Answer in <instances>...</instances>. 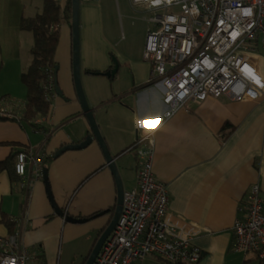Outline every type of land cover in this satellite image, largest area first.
Returning <instances> with one entry per match:
<instances>
[{"label": "crops", "instance_id": "crops-1", "mask_svg": "<svg viewBox=\"0 0 264 264\" xmlns=\"http://www.w3.org/2000/svg\"><path fill=\"white\" fill-rule=\"evenodd\" d=\"M66 2L60 0L62 8ZM41 10V0H0V162L14 151L29 156L22 177L12 181L6 171L0 172V238L18 230L27 264L37 260L54 264L60 245H71L87 235L92 249L116 201L114 178L94 140L84 149L53 158L62 147L78 144L91 134L74 90L67 24L59 28L54 56L61 96L53 92L49 97L46 117L22 118L27 91L20 76L30 65L34 40L30 32L20 29V22ZM103 23L99 2L80 0L81 83L115 158L124 191L135 187L140 163L129 148L150 132L137 121L156 117L145 119V127L154 129L150 138L153 172L167 189L168 213L186 223L192 245L202 253L196 264H261L254 253L232 250V227L253 185H258L264 201V90L257 100L209 98L164 119L163 89L150 81L151 66L143 59L144 35L137 53L131 47L120 52L107 38ZM257 55L253 64L264 82V51ZM112 58L118 70L107 77L104 73L113 68ZM48 158L51 161L45 165ZM43 169L51 198L64 217L55 214L48 199ZM4 214L13 224L12 234L1 222ZM67 218L85 221L73 223ZM75 257L73 252L71 259Z\"/></svg>", "mask_w": 264, "mask_h": 264}, {"label": "built area", "instance_id": "built-area-1", "mask_svg": "<svg viewBox=\"0 0 264 264\" xmlns=\"http://www.w3.org/2000/svg\"><path fill=\"white\" fill-rule=\"evenodd\" d=\"M130 2L154 14L143 59L151 66L150 81L163 89L164 119L209 98L229 96L240 102L262 96L264 82L253 63L258 51H264V0ZM46 89L49 102L53 84ZM151 134L139 136L129 148L140 162L136 184L124 191L116 225L93 264H141L147 258L163 264H196L202 256L191 243L186 223L167 211V189L153 172ZM28 158L25 152L16 155L17 176L25 174ZM239 211L232 227V250L254 253L264 261V201L258 185L250 188ZM19 236L17 230L0 238V264H27Z\"/></svg>", "mask_w": 264, "mask_h": 264}, {"label": "trees", "instance_id": "trees-1", "mask_svg": "<svg viewBox=\"0 0 264 264\" xmlns=\"http://www.w3.org/2000/svg\"><path fill=\"white\" fill-rule=\"evenodd\" d=\"M41 1V12L33 18L22 19L20 22V29L30 32L34 40L30 51L32 57L30 65L20 76L27 91L22 117L26 121H31L37 116L46 117L49 113L50 107L45 93L46 88L53 84L55 78L54 72L57 63L54 56L59 39V28L62 24H67L69 27L71 24V0H67L63 8L60 5V0ZM18 153V151L12 152L7 160L0 162V172L6 171L12 181L17 176L14 171V163ZM50 161L51 158H48L44 164L46 165ZM114 207L115 205L111 208V213H113ZM1 222L7 228L8 233L12 234L13 224L5 214L2 216ZM261 264H264V261H261Z\"/></svg>", "mask_w": 264, "mask_h": 264}, {"label": "water", "instance_id": "water-1", "mask_svg": "<svg viewBox=\"0 0 264 264\" xmlns=\"http://www.w3.org/2000/svg\"><path fill=\"white\" fill-rule=\"evenodd\" d=\"M79 6H80V0H71V24H70V29H71V68H72V80H73V85H74V90L76 93V98L78 100V103L80 105L81 111L86 118L89 127H90V132L91 134L88 135L82 142H79L78 144H71V145H66L59 149L57 152L54 153L53 158H57L61 154H63L66 151H75V150H81L86 148L90 143L94 140L105 159L106 165L109 168L114 181L116 185V201H115V207L114 211L110 217V220L107 224V226L104 228L102 231L101 235L98 237L96 240L93 248L91 249L90 253L86 257L85 261L83 264H93L94 260L96 259L100 249L102 248L104 242L106 239L109 237L111 234L112 230L114 229L116 222L118 220L121 207H122V200H123V193L124 189L122 186V181L119 175V172L117 170V167L115 165V158L110 154L108 151V148L104 142V139L101 136V133L99 131V127L96 123V120L94 118L93 110L90 108L86 96L84 94L83 88H82V83H81V74H80V59H79ZM113 60V68L107 72L104 73L107 77L113 76L116 71L118 70V64L114 58ZM58 67L55 68L54 75L56 76ZM100 74V73H96ZM53 89L54 92L61 96L60 90L57 85V80L56 78L53 81ZM42 179H43V184L45 186L46 194L48 196V199L50 200V203L55 210V214L60 217H64L63 212H61L56 205L54 204L52 198H51V193H50V188H49V183L47 179V170L43 169L42 172ZM67 221L73 222V223H81L85 220L81 219H75V218H67Z\"/></svg>", "mask_w": 264, "mask_h": 264}, {"label": "rangeland", "instance_id": "rangeland-1", "mask_svg": "<svg viewBox=\"0 0 264 264\" xmlns=\"http://www.w3.org/2000/svg\"><path fill=\"white\" fill-rule=\"evenodd\" d=\"M102 8L103 25L106 36L116 43L115 49L120 52L130 49L137 53L138 45L147 30L152 28L149 19L153 13L146 11L142 7H132L128 0H97ZM177 12L178 9L174 8ZM84 91V87L82 84ZM85 94V91H84ZM86 95V94H85ZM90 236V235H89ZM73 247L75 251L72 250ZM91 249V241L87 236H83L71 245H60L54 255V264H81ZM72 250V251H70ZM76 253L74 261L71 259L72 253ZM72 260V261H71ZM45 263L37 260L35 264ZM141 264H162L160 261L147 258Z\"/></svg>", "mask_w": 264, "mask_h": 264}, {"label": "snow or ice", "instance_id": "snow-or-ice-1", "mask_svg": "<svg viewBox=\"0 0 264 264\" xmlns=\"http://www.w3.org/2000/svg\"><path fill=\"white\" fill-rule=\"evenodd\" d=\"M145 119H156V117H146V118H141L140 120L137 121L140 127L145 128L146 131H152L154 129H149L145 127Z\"/></svg>", "mask_w": 264, "mask_h": 264}]
</instances>
